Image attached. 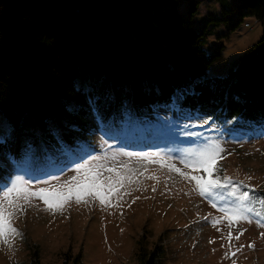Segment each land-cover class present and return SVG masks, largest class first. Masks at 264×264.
<instances>
[{
  "label": "rangeland",
  "instance_id": "rangeland-1",
  "mask_svg": "<svg viewBox=\"0 0 264 264\" xmlns=\"http://www.w3.org/2000/svg\"><path fill=\"white\" fill-rule=\"evenodd\" d=\"M197 1L194 11L192 0L176 3L207 52L217 54L206 77L225 75L258 42L264 18L242 13L241 0ZM151 118V123L129 124L122 131H94L91 140L70 149L51 146L43 154L32 148L19 161L7 163L9 173L0 178V191L18 178L30 181L33 190L52 188L56 177L61 183L68 180L75 175L72 169L92 157L107 166L104 175H109L107 168L114 169L113 176L137 169L139 183H126L119 196L111 197L110 206L89 198L52 212L33 198L13 220L20 235L7 243L0 239V264H32L35 252L42 264H62L67 255L77 264H139L141 245L157 252V264H264V126L229 134L225 127L203 121L195 125L187 112L169 110ZM0 122V138L12 134L1 113ZM205 145L224 149L213 178L222 184L227 183L224 177L231 179L211 199L201 197L194 182L167 167L171 162L183 172L202 175L182 160ZM126 153H159L160 158L141 160ZM245 191L249 196L241 200ZM213 219L219 221L215 227ZM229 232L243 235L229 241Z\"/></svg>",
  "mask_w": 264,
  "mask_h": 264
},
{
  "label": "trees",
  "instance_id": "trees-1",
  "mask_svg": "<svg viewBox=\"0 0 264 264\" xmlns=\"http://www.w3.org/2000/svg\"><path fill=\"white\" fill-rule=\"evenodd\" d=\"M176 1L0 0V113L12 128L0 178L32 148L70 149L169 110L229 134L264 126V28L228 73L206 77L217 54ZM240 5L264 18V0ZM140 249L139 264H157Z\"/></svg>",
  "mask_w": 264,
  "mask_h": 264
},
{
  "label": "snow or ice",
  "instance_id": "snow-or-ice-1",
  "mask_svg": "<svg viewBox=\"0 0 264 264\" xmlns=\"http://www.w3.org/2000/svg\"><path fill=\"white\" fill-rule=\"evenodd\" d=\"M223 151L224 149L219 146L210 148L205 145L204 149H201L193 157L182 160L185 167L191 168L193 172H202V175L183 172L171 162L167 164V167L184 179L194 182L196 191L201 197L211 199L214 190L225 189L231 183L229 177H224V180L227 181L224 184L219 182V178H213L218 171V160L223 158L220 156ZM125 155L129 158L136 156L141 160L147 159L149 161L153 158H160L159 153H126ZM100 159V157H92L91 160H85L83 163L78 164L76 168L72 169L75 175L62 183L60 178L56 177L57 185L52 188L33 190L30 181L18 178L6 190L0 191V239L7 243L11 237L20 235L13 226V220L17 213L25 211V205H30L33 198L43 201L46 206L45 210L52 212L62 211L70 201H75L77 204L87 203L89 198L98 200L103 206H110L111 197L119 196L126 183H139L135 179L134 174L137 172L135 168H126L123 172H116L115 176L110 174L114 169L107 168L109 175H104L107 166L96 163ZM150 178L156 179L155 176ZM248 196L249 193L245 191L241 194L240 199H247ZM212 206L216 207L215 203ZM204 219L209 218L205 217ZM231 221L232 217H229V226ZM211 222L214 227L219 223L216 219ZM242 235L243 232L239 234V236ZM261 235L264 236V233ZM239 236L233 237L229 232L227 238L231 241L233 238L239 239ZM249 247H254V245H249ZM233 264H235V261H233Z\"/></svg>",
  "mask_w": 264,
  "mask_h": 264
},
{
  "label": "clouds",
  "instance_id": "clouds-1",
  "mask_svg": "<svg viewBox=\"0 0 264 264\" xmlns=\"http://www.w3.org/2000/svg\"><path fill=\"white\" fill-rule=\"evenodd\" d=\"M67 258H69V256L67 255ZM65 261V260H64ZM64 263V262H63ZM66 264H77L76 262L74 261H69V263H66Z\"/></svg>",
  "mask_w": 264,
  "mask_h": 264
}]
</instances>
